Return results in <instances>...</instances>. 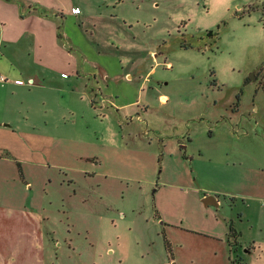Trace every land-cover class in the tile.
<instances>
[{
    "label": "rangeland",
    "instance_id": "obj_1",
    "mask_svg": "<svg viewBox=\"0 0 264 264\" xmlns=\"http://www.w3.org/2000/svg\"><path fill=\"white\" fill-rule=\"evenodd\" d=\"M31 3L85 91L7 138L0 264H264V0Z\"/></svg>",
    "mask_w": 264,
    "mask_h": 264
},
{
    "label": "crops",
    "instance_id": "obj_2",
    "mask_svg": "<svg viewBox=\"0 0 264 264\" xmlns=\"http://www.w3.org/2000/svg\"><path fill=\"white\" fill-rule=\"evenodd\" d=\"M32 7L31 0H0V75L4 77L0 79V174L5 171V162L10 161L12 154L7 146V138L20 137L22 119L31 124L36 118L28 110L31 102L28 100L29 94H41L45 101L51 90L67 93L85 91V88L79 89L76 83L71 89L70 77L63 76L66 73L63 64L69 63L70 57L74 59L73 71H80L75 56L71 54L73 52L68 51L65 34L58 30L55 19L40 15ZM75 7L69 9L72 15L76 13ZM64 13L67 14L65 10ZM35 63L39 66H35ZM20 79L24 82L18 83ZM54 81L57 84H49ZM208 195L201 194L203 199ZM213 196L219 205L220 199ZM196 200H200L199 197ZM16 209L18 207L3 203L0 197V220H7ZM31 215L34 218L37 212ZM35 221L38 225L37 218ZM224 235L230 245L228 233ZM5 236L1 227V246Z\"/></svg>",
    "mask_w": 264,
    "mask_h": 264
},
{
    "label": "trees",
    "instance_id": "obj_3",
    "mask_svg": "<svg viewBox=\"0 0 264 264\" xmlns=\"http://www.w3.org/2000/svg\"><path fill=\"white\" fill-rule=\"evenodd\" d=\"M6 153L9 155L8 152H6ZM17 164H18L19 169L21 171L22 170L21 169V163L19 161H17ZM229 229H230L229 232H228L229 243H230V246L233 247L236 242L234 240L232 241V237L238 236L239 233L237 232V230L232 225H230Z\"/></svg>",
    "mask_w": 264,
    "mask_h": 264
},
{
    "label": "water",
    "instance_id": "obj_4",
    "mask_svg": "<svg viewBox=\"0 0 264 264\" xmlns=\"http://www.w3.org/2000/svg\"><path fill=\"white\" fill-rule=\"evenodd\" d=\"M251 78H254V75L253 73L251 74ZM204 203L206 205H209V204H213V205H217L218 202L215 200V197L213 195H208L206 196L204 199H203Z\"/></svg>",
    "mask_w": 264,
    "mask_h": 264
},
{
    "label": "built area",
    "instance_id": "obj_5",
    "mask_svg": "<svg viewBox=\"0 0 264 264\" xmlns=\"http://www.w3.org/2000/svg\"><path fill=\"white\" fill-rule=\"evenodd\" d=\"M80 11L79 7H75L74 8V12L78 13ZM0 79H4V77L2 75H0ZM18 83H23V81L20 79V80H17Z\"/></svg>",
    "mask_w": 264,
    "mask_h": 264
}]
</instances>
